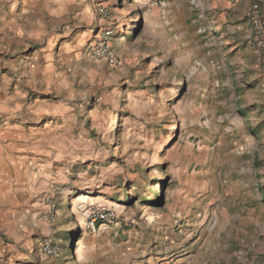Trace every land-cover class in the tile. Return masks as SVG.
Listing matches in <instances>:
<instances>
[{
  "label": "rangeland",
  "instance_id": "obj_1",
  "mask_svg": "<svg viewBox=\"0 0 264 264\" xmlns=\"http://www.w3.org/2000/svg\"><path fill=\"white\" fill-rule=\"evenodd\" d=\"M191 1L0 0V264L46 239L48 264H264V106L209 71L241 0ZM107 29L121 67L91 59Z\"/></svg>",
  "mask_w": 264,
  "mask_h": 264
},
{
  "label": "crops",
  "instance_id": "obj_2",
  "mask_svg": "<svg viewBox=\"0 0 264 264\" xmlns=\"http://www.w3.org/2000/svg\"><path fill=\"white\" fill-rule=\"evenodd\" d=\"M249 10L250 8L248 6V0H241V2L238 4L237 16L235 14L231 16L230 14L224 13L221 15V17H217L219 16V12L215 11L216 17L218 18L216 24L218 25V28L222 30L219 45L222 47L221 50L223 51L226 58H222L220 62L212 61V69L209 71L213 78V89H216L217 92L221 93L225 89H228L230 92L231 88L233 91H235L241 86L255 87L257 92L260 93L259 98L261 100V104L264 106V95L259 91L263 80L260 70V55L250 43L251 25L249 20ZM227 18L238 19V21H241V23L238 26L231 27L227 25ZM98 40V38L95 39V42L90 46V50H92ZM237 72L242 74L244 85L239 84L237 80L238 78L236 76ZM231 96L232 94H230V97ZM66 129L60 130L62 133L59 135L60 138L64 139L63 134ZM254 139L258 140L255 138V136ZM43 242L44 240H42L39 244V257L42 264H48V260L54 258L55 256L45 257L42 254L41 245ZM28 264H33V262L30 261Z\"/></svg>",
  "mask_w": 264,
  "mask_h": 264
},
{
  "label": "built area",
  "instance_id": "obj_3",
  "mask_svg": "<svg viewBox=\"0 0 264 264\" xmlns=\"http://www.w3.org/2000/svg\"><path fill=\"white\" fill-rule=\"evenodd\" d=\"M228 1L231 4H237L239 2V0ZM144 2L150 8H155L159 4H161V0H144ZM191 5L193 10L198 8L199 0H192ZM103 14L109 15V12L104 10ZM203 18L204 14L200 13L194 20V24H198L197 27L200 34L206 33V29L200 24ZM251 22L253 43L260 55V70L263 75L262 88L264 89V19L259 14V6L257 4H254L252 6ZM112 37L113 31L110 29L104 30L101 33L98 42L91 50V59L96 62L108 63L113 67H121L122 62L115 55L113 50V46L111 43ZM48 203L49 207H52V202H50V200L48 201ZM80 211L85 213L87 220L89 221V226L93 230H96L97 227L106 229L110 225H117L119 223V216L112 208L96 206L94 208H91L90 210H86V208L80 207ZM50 221H54L53 215H50ZM121 222L122 221L120 220V223ZM41 252L45 257H53L58 254L59 247L51 240L46 239L41 245Z\"/></svg>",
  "mask_w": 264,
  "mask_h": 264
}]
</instances>
